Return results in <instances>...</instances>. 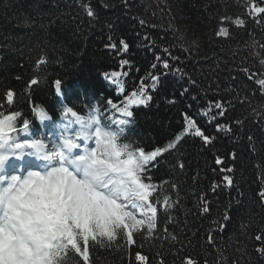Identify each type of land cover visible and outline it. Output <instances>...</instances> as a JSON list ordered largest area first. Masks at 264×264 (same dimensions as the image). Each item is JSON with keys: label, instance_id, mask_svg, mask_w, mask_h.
Wrapping results in <instances>:
<instances>
[{"label": "trees", "instance_id": "1", "mask_svg": "<svg viewBox=\"0 0 264 264\" xmlns=\"http://www.w3.org/2000/svg\"><path fill=\"white\" fill-rule=\"evenodd\" d=\"M84 3L93 8L95 18L87 16ZM243 4L244 0H0V113L16 112L20 121H30L31 136L33 126H42L40 109L51 117L45 129L52 132L53 125L62 122L66 106L82 115L98 111L102 123L113 129L109 116L129 119L122 142L145 152L183 135L178 152L165 154L154 168L148 166L161 200L168 195L176 201L167 214L161 205L158 231L136 234L135 243L127 246L120 241L115 247L93 249L95 264H140L137 252L148 256L150 264H187L189 259L197 264H264L256 251L261 242L255 240L264 232V203L258 198L264 188V125L253 112L264 105V94L242 71L259 68L252 53L264 52L248 44H264V25L249 20L246 29L232 28L231 39L215 35L219 17L242 15ZM177 34H183V40ZM164 48L178 59L168 58ZM157 57L167 58L169 68ZM33 79L36 85L30 83ZM137 92L152 97L147 106L129 104ZM245 95L247 103L237 102ZM217 100L233 102L235 110L226 119L213 120L215 109L204 115L209 101ZM122 107L133 117H124ZM186 115L215 136V143L204 145L194 129L187 128ZM237 117L242 127L216 131V123L231 126ZM217 157L223 164L216 163ZM225 175L232 177V186L226 185ZM213 185L219 186L215 192ZM201 197L208 201V213L202 211ZM210 234L214 244L208 241Z\"/></svg>", "mask_w": 264, "mask_h": 264}, {"label": "snow or ice", "instance_id": "2", "mask_svg": "<svg viewBox=\"0 0 264 264\" xmlns=\"http://www.w3.org/2000/svg\"><path fill=\"white\" fill-rule=\"evenodd\" d=\"M81 7L88 17L95 18V11L87 3ZM242 7V15L219 17L215 30L218 38L231 39L232 28L246 29L249 20L258 26L264 25V0H244ZM139 23L145 26V21ZM183 38V34H177V39ZM122 45L127 50L128 45L124 42ZM257 45L264 52V44L255 40L248 47L256 49ZM163 51L168 58L178 59L168 48ZM252 55L257 57L259 68L245 67L242 71L248 80L259 86L257 91L264 94V56L255 51ZM157 60L163 68H169L167 58L157 57ZM123 63L128 64V61ZM176 71L184 75L181 69ZM30 83L36 85L38 81L33 79ZM55 83L59 92L61 81ZM156 83L158 85V78ZM12 96L9 92V103ZM151 99L147 92H137L133 93L129 104L147 106ZM237 102L247 103V95L243 101L237 97ZM108 103L115 109L111 100ZM212 109L217 110L213 120L226 119L227 113L235 110L232 101H209V109L204 115ZM119 112L124 117H133L128 107L120 108ZM253 112L264 125V105ZM37 116L42 123L51 120L43 109ZM19 117L16 112L0 113V264H95L93 249L115 247L120 241H125L127 246L135 243L136 234L151 236L158 231L161 205L163 213L167 214L176 201L168 195L161 200L148 166L154 168L165 154L178 152L182 134L163 147L145 152L141 147L122 142L124 126L132 122L129 119L109 116L116 125L113 129L102 123L98 111L82 115L66 106L62 110V122L53 125L58 132L47 138H35L31 137L30 121H20ZM186 120L187 128L194 129L204 145L215 143L216 137L198 126L195 119L186 115ZM233 126L242 127L243 121L237 117L231 126L214 125L217 132H231ZM22 135L31 138L21 139ZM248 139L253 141L251 136ZM10 162L15 172L8 175ZM216 163L223 164V160L217 157ZM178 166L180 169L185 167L182 162ZM225 171L231 173L232 169L225 168ZM224 180L227 186L233 185L230 175H225ZM171 187L176 188L175 183ZM217 187L213 185L212 191L215 192ZM175 195L178 198L179 193ZM258 198L264 203V188ZM201 199L202 211L208 213V201L204 197ZM223 218L229 219L227 215ZM217 225L219 227V222ZM163 231L167 234L166 228ZM255 240L261 242L256 251L264 257V232L256 235ZM208 241L215 243L211 234ZM135 260L150 264L148 256L139 252ZM187 264L197 262L189 259Z\"/></svg>", "mask_w": 264, "mask_h": 264}]
</instances>
